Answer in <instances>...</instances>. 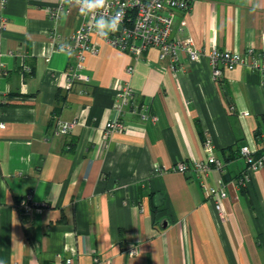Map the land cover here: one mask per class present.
Listing matches in <instances>:
<instances>
[{
	"label": "crops",
	"instance_id": "crops-1",
	"mask_svg": "<svg viewBox=\"0 0 264 264\" xmlns=\"http://www.w3.org/2000/svg\"><path fill=\"white\" fill-rule=\"evenodd\" d=\"M58 2L0 0V264H264V167L237 183L239 147L264 132V76L243 62L215 80L205 56L184 55L174 72L155 47L135 60L93 33L87 80L67 88L73 49L62 45L84 17ZM173 19V34L205 52L264 50V0H189ZM124 83L132 94L117 110ZM114 119L126 129L106 130ZM206 136L222 171L170 169L206 160ZM219 181L223 218L207 195Z\"/></svg>",
	"mask_w": 264,
	"mask_h": 264
},
{
	"label": "built area",
	"instance_id": "built-area-1",
	"mask_svg": "<svg viewBox=\"0 0 264 264\" xmlns=\"http://www.w3.org/2000/svg\"><path fill=\"white\" fill-rule=\"evenodd\" d=\"M58 9H63L64 3L58 0ZM123 9V21L120 31L111 33L107 38H104L111 46L119 48L122 51H127L135 60L139 59L142 51L149 47L158 49V57L166 62L165 66L171 71H183L185 66L181 61V56H186L189 60H197L205 56L211 66V74L215 80H218L222 73V68L231 69L236 64L246 62L252 69H257L264 76V50L255 51L253 47H248L245 52L232 51L229 49H217L212 47L205 52L194 44V40L190 34L178 36L173 34V17L175 10H188L189 0H108L107 5L97 11L96 17L101 14L112 16L117 10ZM53 15H58L53 12ZM84 21L70 35V43L62 45L68 50L73 49L69 55L73 58L71 70L68 73L65 86H72L75 79L87 80L80 75L78 70L82 67L85 53L94 51L95 46L91 41L93 33H97L94 28H91L92 16H84ZM3 18L0 15V27H3ZM1 66V62H0ZM133 67L129 65L126 70L128 73ZM132 94V88L124 83L116 90L115 108L119 110L120 104L126 102L129 95ZM114 108V109H115ZM148 104L144 103L140 106V112L145 116ZM247 114V112H244ZM155 119V116H152ZM73 122H63L59 126V131L66 132L71 127ZM4 127V123H0V128ZM106 130H123L126 125L117 119L109 120L105 123ZM259 145L257 148H252L247 144L239 147V155L246 162V171L239 176L237 183L244 184L249 178V172L264 167V132L259 135ZM203 147L207 153L206 160H193L191 162L179 161L173 164L170 169L185 173L194 171L197 174H206L211 168H216L219 171L223 170V162L213 155V143L209 136L204 138ZM255 153V151H257ZM156 171H160L163 167L155 166ZM207 195L212 198L214 206L223 218L225 212L222 207V200L226 196V191L221 181L218 186L208 188ZM16 208L28 213L33 208L32 198L30 196L20 197L16 202ZM128 255H136L138 248L135 245H127L124 250ZM60 264H73L68 258Z\"/></svg>",
	"mask_w": 264,
	"mask_h": 264
},
{
	"label": "clouds",
	"instance_id": "clouds-1",
	"mask_svg": "<svg viewBox=\"0 0 264 264\" xmlns=\"http://www.w3.org/2000/svg\"><path fill=\"white\" fill-rule=\"evenodd\" d=\"M62 3L78 6L81 15H91L93 22L90 27L94 28L102 38H107L109 34L120 31L124 15L123 9L117 10L112 16L101 14L99 18L96 17L97 11L103 9L108 0H62Z\"/></svg>",
	"mask_w": 264,
	"mask_h": 264
},
{
	"label": "water",
	"instance_id": "water-1",
	"mask_svg": "<svg viewBox=\"0 0 264 264\" xmlns=\"http://www.w3.org/2000/svg\"><path fill=\"white\" fill-rule=\"evenodd\" d=\"M28 215H29L28 213H23V214H22V217H23V218H27Z\"/></svg>",
	"mask_w": 264,
	"mask_h": 264
}]
</instances>
